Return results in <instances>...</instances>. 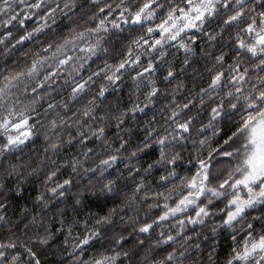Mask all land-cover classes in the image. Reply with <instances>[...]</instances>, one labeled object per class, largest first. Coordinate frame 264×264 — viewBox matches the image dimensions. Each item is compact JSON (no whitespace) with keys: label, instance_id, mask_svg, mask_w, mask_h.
<instances>
[{"label":"clouds","instance_id":"9594fccd","mask_svg":"<svg viewBox=\"0 0 264 264\" xmlns=\"http://www.w3.org/2000/svg\"><path fill=\"white\" fill-rule=\"evenodd\" d=\"M0 264H264V0H0Z\"/></svg>","mask_w":264,"mask_h":264}]
</instances>
